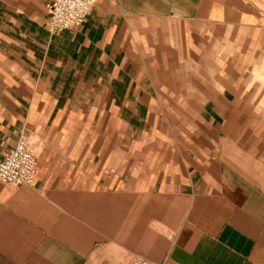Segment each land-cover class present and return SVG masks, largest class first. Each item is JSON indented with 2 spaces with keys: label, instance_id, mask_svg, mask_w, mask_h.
I'll return each instance as SVG.
<instances>
[{
  "label": "crops",
  "instance_id": "0c3cea01",
  "mask_svg": "<svg viewBox=\"0 0 264 264\" xmlns=\"http://www.w3.org/2000/svg\"><path fill=\"white\" fill-rule=\"evenodd\" d=\"M50 3L0 0V160L37 149L0 184V264H264V83L210 71L264 52L257 9L95 0L51 35Z\"/></svg>",
  "mask_w": 264,
  "mask_h": 264
},
{
  "label": "built area",
  "instance_id": "2783aa9c",
  "mask_svg": "<svg viewBox=\"0 0 264 264\" xmlns=\"http://www.w3.org/2000/svg\"><path fill=\"white\" fill-rule=\"evenodd\" d=\"M95 0H51L46 30L51 35L80 28L90 15ZM37 173V154L29 139L21 137L0 160V184L31 186ZM129 264H155L134 258Z\"/></svg>",
  "mask_w": 264,
  "mask_h": 264
},
{
  "label": "rangeland",
  "instance_id": "374dc122",
  "mask_svg": "<svg viewBox=\"0 0 264 264\" xmlns=\"http://www.w3.org/2000/svg\"><path fill=\"white\" fill-rule=\"evenodd\" d=\"M241 1L247 2L250 8H256L257 11L262 16V18L264 19V0H241ZM263 26H264V20H263ZM253 58H255V60H253ZM243 64L248 65L247 68H244V69H242V68H238V69L230 68V69H227V70L220 69V68H211L210 71L212 73V76H215V75L226 76L227 75L229 77H253L254 80L264 83V52L261 53V55H260V53L259 54L256 53V54L250 55V59L249 60L243 61V63L241 62L239 65H243ZM258 64H259L260 67L259 68L255 67ZM251 65L253 67H250ZM198 71L199 72H203V70H198ZM169 73H171V74L173 73L174 78L187 79L188 75L196 73V70L195 69H191L189 67H185V68H180L178 70H173V71L169 70ZM243 87L245 89H249L250 90L252 87H255V86L247 85V86H243ZM259 87H261L262 91H264V85L259 86ZM165 103H172L173 104L172 108H173L174 111H176V108L177 109L179 108V109L182 110L184 105H185V102H180V101L165 102ZM257 104L259 105L260 109L263 110V108H264V100H261V101L257 102ZM173 119L174 120H179V121L182 120V118H180V117H176V118H173ZM259 119L261 120V122L262 121L264 122V117H261ZM23 137L26 138V139H29L26 136H23ZM29 140H30V142L32 144H34L33 140H31V139H29ZM36 151H37V149H35V152ZM72 202L75 205L76 203H78V198H76V197L73 198ZM80 205H84L83 207L90 206L91 205V198L90 197H85L81 201ZM79 215H85V216H88L89 218L91 217L90 211H87V212L79 214Z\"/></svg>",
  "mask_w": 264,
  "mask_h": 264
},
{
  "label": "bare ground",
  "instance_id": "6f19581e",
  "mask_svg": "<svg viewBox=\"0 0 264 264\" xmlns=\"http://www.w3.org/2000/svg\"><path fill=\"white\" fill-rule=\"evenodd\" d=\"M14 188H15V187H14ZM133 259H134V258H133ZM133 259H132V260H133ZM138 259H140V258H138ZM132 260H131V261H132ZM131 261H130V262H131ZM146 261H147V260H146ZM149 262H150V261H149ZM151 263H153V262H151ZM155 264H158V263H155ZM159 264H162V263H159Z\"/></svg>",
  "mask_w": 264,
  "mask_h": 264
}]
</instances>
